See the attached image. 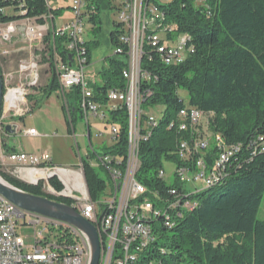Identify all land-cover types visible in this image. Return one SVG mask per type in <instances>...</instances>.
<instances>
[{
  "label": "trees",
  "instance_id": "trees-1",
  "mask_svg": "<svg viewBox=\"0 0 264 264\" xmlns=\"http://www.w3.org/2000/svg\"><path fill=\"white\" fill-rule=\"evenodd\" d=\"M0 4L8 3L0 1ZM202 4L197 5L196 0H170L157 5L163 12L160 22L174 23L178 34L190 35V52L180 64L166 65L148 43H143L141 67L151 76L143 86L150 87L152 95L141 107L150 111L161 108L149 139L140 144L135 178L155 205L168 198V190H182L177 179L169 184L157 177L165 161H172L175 166L181 163L175 146L179 131L169 125L182 108L212 114L209 127L213 135L226 145L240 144V149L230 157L226 175L214 186L185 197L195 201L194 209L185 212L170 229L158 224L157 238L144 249L139 264L153 260L154 264H264V220L257 217L264 195V151L253 148L264 141V0H202ZM29 5L33 8L31 15L47 11L44 0H30ZM110 9H117L111 0L86 2L84 26L89 61L93 48L99 44L100 13ZM59 11L52 10L54 15ZM11 19V16L1 17L0 21ZM111 23L113 28L107 40L114 49L120 46L117 39L124 29L117 20ZM87 34L93 38L88 39ZM62 39L55 37L53 41L56 50L64 56ZM45 40H49V35ZM104 62L98 72L100 81L92 85L94 99L98 101L105 100L108 89L124 86L121 72L126 66L125 58L113 54L105 57ZM56 88L53 75L47 84L46 98ZM180 90L186 93V100L180 96ZM67 97L73 121L72 117L80 113L78 88L72 89ZM110 121L118 125L121 138L111 147H103L102 152L125 156V109L110 112ZM216 152L210 144L204 158L206 166H211ZM88 158L90 154L80 162L89 196L94 200L108 182L98 175ZM0 175L22 191L45 197L40 182L31 185L18 181L2 173L1 165ZM48 182L55 190L62 189L55 178ZM48 198L71 205V200L66 198ZM150 224H156V220ZM46 238L72 241L64 227H49Z\"/></svg>",
  "mask_w": 264,
  "mask_h": 264
},
{
  "label": "built area",
  "instance_id": "built-area-1",
  "mask_svg": "<svg viewBox=\"0 0 264 264\" xmlns=\"http://www.w3.org/2000/svg\"><path fill=\"white\" fill-rule=\"evenodd\" d=\"M0 1L10 3L5 6L0 4V18L12 17L10 21H0V56L7 55L6 49L1 48L2 43L9 42L15 33L22 38L28 55L19 61L17 69L2 73L1 134L4 133L6 119L24 117L29 112L28 101L34 94V87L39 80V69L44 60L54 71L58 91L64 103L66 101L69 105L67 94L78 88V106L87 130L90 129L91 118L105 125V131H97L95 134L97 139H102L101 143L105 141L111 147L121 138L118 125L110 121V112L124 108L127 126L125 156L96 153L98 166L105 170L109 183L107 196L101 201L91 200L84 182L81 162L77 171H73L69 168L50 167L51 157L46 152L7 153L0 148V165L11 167L10 174L22 178L28 184L36 185L39 179H45L42 190L47 195L63 196L72 200L70 206L96 228L98 239L102 240L103 256L99 257L98 264H139V257L143 255L147 242L157 238L155 228L158 224L162 223L170 229L185 212L194 209L195 201L184 200V192L207 188L218 182L226 175L225 167L230 157L240 149V144L226 145L214 140L209 127L212 114L194 108H182L169 125V128L179 126V139L175 146L181 163L175 166L173 175L181 183L182 190H168V198L161 205H155L146 194L145 187H140L133 176L135 153H139L140 144L149 139L148 127L158 117L154 112L145 111L141 107L152 95V90L143 86L145 82H149L151 76L142 69L141 59L136 54L139 27H148L147 45L166 65H176L184 61L190 52V35L178 34L174 23L156 21V14L163 13L157 5L170 0H115L117 21L124 32L119 34L117 41L120 46L114 48L113 54L125 58L126 66L121 72L124 86L108 89L105 100L98 101L94 99L92 88L96 82L87 79L85 75L91 65L84 30L87 0H71V18L60 26L55 23L49 0H44L47 11L38 16L30 14L33 11L29 5L30 0ZM196 4L203 5L202 0H196ZM7 10L10 12L7 13ZM45 32H49L51 37L48 42H43ZM55 37L63 38L61 46L65 51L64 56L55 48ZM42 43L48 44L50 49L40 58L36 47ZM96 80L99 81V76ZM65 109L69 113V106H65ZM23 134L34 137L37 132L30 128L23 130ZM259 140L263 141V138ZM88 144L94 152L92 144ZM210 144L215 146L217 152L211 166H206L204 158ZM260 144L253 146L254 151H264V141ZM89 159L91 157L88 162L93 166ZM37 174L42 176L33 179ZM157 177L165 179V173H157ZM51 178H55L63 188L55 190L48 182ZM140 214H153L156 224L140 223ZM160 214H169V221H160ZM26 219L34 227L42 225L41 230L33 232L35 243L30 251L25 250L23 239L16 232L18 222L24 223ZM49 227L67 228L72 241L57 242L54 238L47 239ZM88 260V244L80 232L72 234L71 226L25 212L0 196V264H88ZM147 264H154V260L147 261Z\"/></svg>",
  "mask_w": 264,
  "mask_h": 264
},
{
  "label": "rangeland",
  "instance_id": "rangeland-1",
  "mask_svg": "<svg viewBox=\"0 0 264 264\" xmlns=\"http://www.w3.org/2000/svg\"><path fill=\"white\" fill-rule=\"evenodd\" d=\"M70 2L71 0H49L51 8H53L56 11L60 10L57 13V15H55V23L57 26H60L64 16L63 14L69 12L70 9L68 8V6H70ZM115 2H116L115 0H111V3L115 4ZM7 5H10V3H8ZM56 6H59V8H57ZM8 12H10V10H7V13ZM60 12L63 13L60 15ZM100 18L102 21V26H101L102 29L99 35L97 36V40L99 41V44L98 46L93 48L91 54L92 55L91 65L87 68L85 72L86 78L89 80H95V82H98V80L96 79L98 77L99 67L100 65H103V63L102 64L99 63L98 59H104L107 56H111L114 51V49L110 46L107 40V34L113 28L111 21L112 20L116 21L118 19V13L116 10L113 9L104 10L100 13ZM84 30L86 33L85 28ZM45 33L46 34L45 37H43V42L44 41L48 42L51 40V37L49 32L48 33L45 32ZM47 35H49L48 41L45 40ZM92 38L93 36L89 34L88 39H92ZM2 44L3 45L1 48L6 49L5 50L6 52L10 51V53H8L5 56H0V66L2 71L1 73L17 69L19 61L28 56L22 38L18 33H15L13 36L10 37L9 42ZM47 47L48 44H44V43L36 47V51L37 53H39L40 58L41 55L45 54V51H48ZM53 75L55 77L54 71L51 68V66L48 65L47 63L42 62V65L39 69L38 83L34 87V94L31 95L32 98H29L28 101L29 112L26 114V116L23 117L22 121H18L16 123L19 129H17L15 135L10 137L8 140L10 142L13 141L20 149H23L25 152L28 153L41 154L46 152L52 159V165L50 167L69 168V169H73V171H77L78 165L80 163V158H86V154L88 153L90 154L91 157L90 162L95 167L98 175L108 182L107 174L103 168L98 166L97 157H96V153H101L102 149L99 148V139H96L95 134L97 131L103 130V126L97 123L95 119L93 118L90 119L89 121L91 125V135H90L91 140H90L89 137L87 136V132L85 134L87 138L84 137V133H85L84 130L86 129V124L84 119L80 118V113H76V117H74V121L72 122L74 124V132L73 133L70 132L67 125L68 116L63 108L65 106L68 107L69 105L68 102L65 101L64 103L62 101L61 93H59L58 91V84H57V88L51 91L48 98L45 97L48 79L50 77H53ZM99 81H100V77H99ZM179 94L184 100H186V93L184 91L180 90ZM160 108L161 107H158L152 112L157 114ZM13 121L14 119H6L4 122L7 124ZM30 128L36 130L37 132L36 136L27 137L26 135L23 134V130H27ZM4 134L5 133L2 134L0 133V148L2 149V151L4 150L2 147L3 141L1 140V136H3ZM90 141L95 153L91 150V147L88 144L90 143ZM7 164L9 163L7 162ZM10 168L7 165H3V166L1 165V172L10 177H13L18 181L23 182L21 180L22 178L20 179V177L10 174ZM174 168H175V164L172 161H165L163 163L165 180L169 184H172L175 180L173 175ZM72 175L76 176V174H72ZM0 178L4 180V178L1 175ZM36 178H39L38 174L33 176V179ZM38 181L43 186L44 185L43 183H45L46 180L39 179ZM84 182L88 190L85 177H84ZM23 183L28 184L29 182L28 183L23 182ZM108 185L109 183L107 184V186ZM107 186L97 195L94 201L96 202L101 201L103 198L107 196V189H108ZM42 192L45 194V197L47 196L46 198L48 197L66 198L57 195H47L46 192L43 190ZM257 217L258 219L264 220V195L262 197V202ZM28 222H29L28 219H26L24 223L23 221H19L16 228V232L18 236L23 239L26 251H30L35 243V238L33 236L34 230L39 231L42 229V225H37L36 227H34L33 225L28 224Z\"/></svg>",
  "mask_w": 264,
  "mask_h": 264
},
{
  "label": "water",
  "instance_id": "water-1",
  "mask_svg": "<svg viewBox=\"0 0 264 264\" xmlns=\"http://www.w3.org/2000/svg\"><path fill=\"white\" fill-rule=\"evenodd\" d=\"M3 79L0 72V114L2 107ZM16 125H4V133L14 135ZM84 176V173H83ZM0 196L25 212L49 218L78 230L85 238L89 248L88 264H98L100 243L96 228L73 207L43 196H36L15 188L0 178Z\"/></svg>",
  "mask_w": 264,
  "mask_h": 264
},
{
  "label": "bare ground",
  "instance_id": "bare-ground-1",
  "mask_svg": "<svg viewBox=\"0 0 264 264\" xmlns=\"http://www.w3.org/2000/svg\"><path fill=\"white\" fill-rule=\"evenodd\" d=\"M162 19H163L162 13L156 14V21L160 22ZM147 30H148V27H139L138 46H136V54H138L139 59H141L143 43L144 42H146V43L149 42V34H147ZM157 121L158 120H157V117H156L155 123H153V125H150L148 127V137L150 136V134H151V132L153 130V127L156 125ZM176 127H177V129L179 131V126H176ZM214 140L219 141L220 143H222V141L219 138L215 137V136H214ZM138 168H139L138 153H135V166H133V176H135V174L137 173ZM158 173H165V172H164V170L162 168V169H160L158 171ZM36 179H38V178H36ZM216 183L217 182H214V184H211L210 187L214 186ZM137 184H139L140 187H144L141 183L138 182V180H137ZM202 189H205V188H201V189H197V190H190V191L184 192V200H187V199H185V197H187L188 195L197 193L198 191H200ZM161 217L163 218V221H169V214H160V218ZM152 220H156V217L153 216V214H140L139 215V222L140 223L150 224V221H152ZM72 234H79V231L72 227ZM153 240L154 239L150 240V242H147V246L150 245ZM99 243H100V256L99 257H102L103 256V243H102V240H99Z\"/></svg>",
  "mask_w": 264,
  "mask_h": 264
},
{
  "label": "crops",
  "instance_id": "crops-1",
  "mask_svg": "<svg viewBox=\"0 0 264 264\" xmlns=\"http://www.w3.org/2000/svg\"><path fill=\"white\" fill-rule=\"evenodd\" d=\"M57 8H59V6H56ZM68 8H69V6H68ZM61 9V8H60ZM63 12H60V15L62 14ZM65 13V12H64ZM64 16H63V19H62V22H61V24L62 23H64V22H66V21H68L70 18H71V12H70V10H69V12L68 13H65V14H63ZM60 24V25H61ZM23 49V48H22ZM12 52V51H11ZM8 53H10V51L9 52H7V54ZM98 61H99V63L100 64H102L103 63V65H100V67H99V71L104 67V64H105V62H104V59H98ZM50 79V78H49ZM49 79H48V82H49ZM48 84V83H47ZM46 97V96H45ZM30 98H32V97H30ZM64 108V110H65V113L67 114V116H68V120H67V125H68V129L70 130V132H74V124L72 123L73 121H74V117H76V116H74V117H72L73 118V121L71 120V116L69 115V113L67 112V110L65 109V107H63ZM80 118H82V117H80ZM92 119V118H91ZM18 121H22V119L20 120V119H14V121L13 122H10L9 124H11V125H16L17 127H16V131H17V129H19V127H18V125L16 124ZM97 121V120H96ZM97 123H99L100 125H102L103 126V130H99V131H105V125L103 124V123H101V122H99V121H97ZM90 131V132H89ZM84 137H86L85 136V134H86V132H87V136L89 137V139H90V135H91V125H90V129L87 131V128L84 130ZM15 135V134H14ZM13 136V134L12 135H10V134H7V133H5L3 136H1V140L3 141L2 142V147H3V150H4V152H7V153H10V152H15V151H22V152H25L23 149H20L13 141L12 142H10L8 139L10 138V137H12ZM27 137H29V136H27ZM87 138V137H86ZM104 138H105V135H104V137H103V140H104ZM97 139V138H96ZM91 140V139H90ZM101 140L102 139H99V148H103V147H108L107 146V142H105V141H103V143H101ZM90 143H91V141H90ZM25 153H27V154H33V153H28V152H25ZM89 154L87 153L86 154V157L88 156ZM81 159V158H80ZM90 161H91V159H89ZM5 162H6V164H7V161L5 160ZM51 163H52V159H51ZM40 176H42L41 174H39V177Z\"/></svg>",
  "mask_w": 264,
  "mask_h": 264
}]
</instances>
